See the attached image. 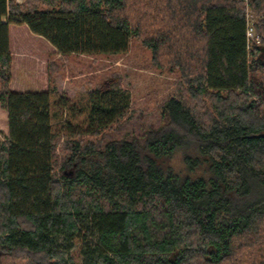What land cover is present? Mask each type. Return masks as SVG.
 I'll list each match as a JSON object with an SVG mask.
<instances>
[{"label":"trees","instance_id":"1","mask_svg":"<svg viewBox=\"0 0 264 264\" xmlns=\"http://www.w3.org/2000/svg\"><path fill=\"white\" fill-rule=\"evenodd\" d=\"M248 7L263 14L258 44L243 0H0V264H74V240L82 264H264V0ZM11 26L64 58L125 54L135 39L183 98L163 104L160 127L113 138L129 109L115 79L87 94L97 140L56 135L60 67L19 54L42 90H13Z\"/></svg>","mask_w":264,"mask_h":264},{"label":"rangeland","instance_id":"2","mask_svg":"<svg viewBox=\"0 0 264 264\" xmlns=\"http://www.w3.org/2000/svg\"><path fill=\"white\" fill-rule=\"evenodd\" d=\"M15 1L22 3L24 0ZM249 13L250 19L251 16L253 18V29L256 33V25L263 19V14L257 15L250 10ZM255 35L254 43L258 44L256 41L260 43V37ZM10 40L11 52L15 54L11 69L13 90L16 88L21 89L20 92L42 90L39 88L41 76L36 75L37 68L34 70L37 64L32 58L22 59L20 57L22 54L37 56L45 61V65L49 60L59 65L55 87L58 93L69 100L63 106L59 104L58 97H52L50 102L52 131L61 137L69 138L72 132H78L85 141L98 139L84 133L89 109L87 94L99 87L112 88L115 79L120 82L119 88L129 95V109L126 117L108 130L113 138L140 137L148 128L160 127L163 104L171 98L181 100L183 98H180V92L175 86L178 75L154 68L150 52L135 39L131 40L125 54L93 57L72 54L66 58L54 51L44 39L32 35L25 27L11 26ZM45 83L47 85L46 76ZM6 134L7 116L0 108V138L3 139ZM62 142L63 138H60L56 148L58 162L62 158L60 147ZM260 201L264 204V194ZM69 246V255L74 264H82V243L74 240Z\"/></svg>","mask_w":264,"mask_h":264},{"label":"built area","instance_id":"3","mask_svg":"<svg viewBox=\"0 0 264 264\" xmlns=\"http://www.w3.org/2000/svg\"><path fill=\"white\" fill-rule=\"evenodd\" d=\"M243 1L246 3V13H245V17H246V39L250 43V41L256 40V35H255L254 29H253V18H252V16L250 19L251 14L249 13V7H248V2L250 0H243ZM256 42L258 43L259 41L257 40Z\"/></svg>","mask_w":264,"mask_h":264},{"label":"bare ground","instance_id":"4","mask_svg":"<svg viewBox=\"0 0 264 264\" xmlns=\"http://www.w3.org/2000/svg\"><path fill=\"white\" fill-rule=\"evenodd\" d=\"M245 3V2H244ZM249 46V45H248Z\"/></svg>","mask_w":264,"mask_h":264}]
</instances>
